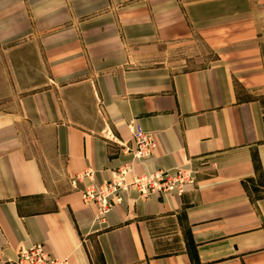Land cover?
Segmentation results:
<instances>
[{
    "label": "crops",
    "instance_id": "crops-1",
    "mask_svg": "<svg viewBox=\"0 0 264 264\" xmlns=\"http://www.w3.org/2000/svg\"><path fill=\"white\" fill-rule=\"evenodd\" d=\"M125 166L127 183L195 182L128 186L102 218L83 192ZM35 245L70 264H264V0H0V264Z\"/></svg>",
    "mask_w": 264,
    "mask_h": 264
},
{
    "label": "built area",
    "instance_id": "built-area-1",
    "mask_svg": "<svg viewBox=\"0 0 264 264\" xmlns=\"http://www.w3.org/2000/svg\"><path fill=\"white\" fill-rule=\"evenodd\" d=\"M141 125H132V135L135 145V157L138 160L146 159L153 155L157 147L154 137L143 131ZM129 167L121 168L116 176L109 182L100 186H90L83 192V201L86 204L95 203L98 206L99 215L102 218L112 210L113 206L120 202L119 192L128 187L135 186L147 198L153 194L182 195L189 185L195 182L193 172L190 170H179L175 175L165 172L135 177L131 183H127L126 176ZM92 178V173H85L82 177ZM12 264H70L68 260L52 258L42 245H35L32 248L22 249Z\"/></svg>",
    "mask_w": 264,
    "mask_h": 264
},
{
    "label": "trees",
    "instance_id": "trees-1",
    "mask_svg": "<svg viewBox=\"0 0 264 264\" xmlns=\"http://www.w3.org/2000/svg\"><path fill=\"white\" fill-rule=\"evenodd\" d=\"M194 259H196V256L194 255ZM197 261V260H196Z\"/></svg>",
    "mask_w": 264,
    "mask_h": 264
},
{
    "label": "rangeland",
    "instance_id": "rangeland-1",
    "mask_svg": "<svg viewBox=\"0 0 264 264\" xmlns=\"http://www.w3.org/2000/svg\"><path fill=\"white\" fill-rule=\"evenodd\" d=\"M180 68H181V66H180ZM182 69V68H181Z\"/></svg>",
    "mask_w": 264,
    "mask_h": 264
}]
</instances>
